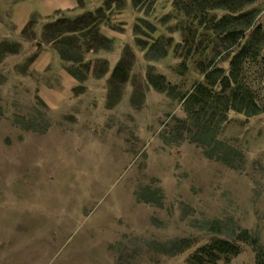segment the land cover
<instances>
[{
    "label": "rangeland",
    "instance_id": "374dc122",
    "mask_svg": "<svg viewBox=\"0 0 264 264\" xmlns=\"http://www.w3.org/2000/svg\"><path fill=\"white\" fill-rule=\"evenodd\" d=\"M11 3L0 264H191L214 240L240 249L217 264H264V0H79L35 40L16 36ZM44 44L59 59L37 72ZM62 70L81 80L55 106L41 90L62 91ZM200 84L212 97L188 112ZM238 86L262 114L225 109Z\"/></svg>",
    "mask_w": 264,
    "mask_h": 264
},
{
    "label": "crops",
    "instance_id": "0c3cea01",
    "mask_svg": "<svg viewBox=\"0 0 264 264\" xmlns=\"http://www.w3.org/2000/svg\"><path fill=\"white\" fill-rule=\"evenodd\" d=\"M11 9L8 15L16 36L28 40L44 38L47 25L62 12H74L79 6L78 0H10ZM22 41V40H20ZM53 43V41H52ZM47 43V44H52ZM43 45V49L32 60V70L44 72L47 67L58 61L57 54L51 47ZM63 90L54 91L48 87L41 90V96L57 106L62 98L76 87V80L62 70ZM58 101V102H57ZM57 102V103H56Z\"/></svg>",
    "mask_w": 264,
    "mask_h": 264
},
{
    "label": "trees",
    "instance_id": "16d2710c",
    "mask_svg": "<svg viewBox=\"0 0 264 264\" xmlns=\"http://www.w3.org/2000/svg\"><path fill=\"white\" fill-rule=\"evenodd\" d=\"M79 1V0H78ZM58 43V42H57ZM62 43L66 44L65 41ZM61 58L64 60H71L70 56L66 51L59 52ZM245 56V55H244ZM243 56V57H244ZM242 56L239 55L233 61V65L235 70L238 69L237 64L239 63V59ZM116 71L119 72V69ZM71 72V71H70ZM221 70H215L213 72L206 74V80L212 87H216L219 84V79L222 78ZM72 76L76 79L81 80V77L76 72H71ZM232 78L236 79L238 74L236 75V71H233L231 74ZM223 90H228L231 88L230 83L228 82L227 78H223L220 80ZM232 102L231 105L224 100V98L220 97V101L224 103L225 109L236 110L240 113H245L248 117L262 114L263 111L258 107V105L253 100V95L250 91H245L242 87L238 86L234 92H232ZM189 98L185 101L186 110L188 112L193 111L195 107L201 105L205 106L208 100L212 97L211 91L207 86L202 84L198 85V87L188 96ZM203 109V108H202ZM225 117H223V121H225ZM203 130H208V128H203ZM201 138L198 139L199 142L205 143L206 140ZM238 238L243 242H248L250 240L249 234L247 231H242ZM187 246V245H186ZM239 247L235 244L231 243L230 241L224 240H214L209 245L203 246L196 251V255L191 259V264H217L222 258L228 256H237L239 255Z\"/></svg>",
    "mask_w": 264,
    "mask_h": 264
}]
</instances>
